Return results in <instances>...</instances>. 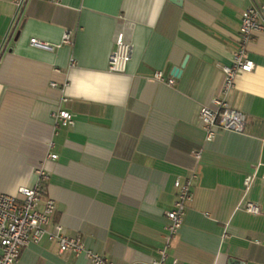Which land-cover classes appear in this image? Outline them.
<instances>
[{"label": "crops", "instance_id": "1", "mask_svg": "<svg viewBox=\"0 0 264 264\" xmlns=\"http://www.w3.org/2000/svg\"><path fill=\"white\" fill-rule=\"evenodd\" d=\"M252 4L264 0H0V195L21 198L43 167L38 209L54 200L50 228L60 223L113 264H152L167 245L174 182L194 176L165 264H264V33L248 46L256 70L223 92ZM65 30L72 45H30L59 44ZM118 31L132 44L122 73L108 70ZM216 97L246 114L244 133L206 141L199 113ZM60 108L73 126L55 125ZM17 264L92 263L43 239Z\"/></svg>", "mask_w": 264, "mask_h": 264}, {"label": "built area", "instance_id": "2", "mask_svg": "<svg viewBox=\"0 0 264 264\" xmlns=\"http://www.w3.org/2000/svg\"><path fill=\"white\" fill-rule=\"evenodd\" d=\"M24 0H16L18 6ZM57 2L58 0H51ZM264 33V6L250 5L242 12L239 48L234 53L230 65L222 68L225 78L223 92L226 94L235 87V79L239 73H250L256 70L255 62L248 56V46L256 40L257 34ZM72 31L65 30L62 41L59 44H50L37 38L30 39V45L46 51H53L64 45H72ZM115 49L108 60V70L114 73L125 72L132 56V44L126 40L125 34L118 31L114 38ZM158 81L169 85L175 84V78H167L161 71L154 74ZM62 101H67L63 98ZM56 126H73V115L65 109H58L52 113ZM199 119L205 132L206 141L215 138L218 131H230L244 133L247 125V116L229 105L223 98H214L210 105H204L200 109ZM200 153H197L199 157ZM49 159L58 158L57 154H49ZM37 182L32 187H21L17 196L0 195V264H17L22 250L30 243H39L43 239L55 242L61 253L71 252L76 256H84L92 264H113L105 255L86 246L81 236H69L65 233L60 223L52 224L55 212V202L48 198L45 200L42 210L39 204L42 194V185L48 179V174L43 167L36 169ZM264 178V174H263ZM194 176L177 177L174 187L177 198L172 210L167 212L168 225L166 227V247L160 251V259L152 264H165L167 259L166 248L179 234L182 228L186 209L192 201V182ZM255 179V175H249L244 179L245 191H249ZM242 207L250 214H260V207L246 201Z\"/></svg>", "mask_w": 264, "mask_h": 264}, {"label": "water", "instance_id": "3", "mask_svg": "<svg viewBox=\"0 0 264 264\" xmlns=\"http://www.w3.org/2000/svg\"><path fill=\"white\" fill-rule=\"evenodd\" d=\"M180 71H181V69H180V68H179V69H178V68H177V69H175V73H176V74H178Z\"/></svg>", "mask_w": 264, "mask_h": 264}]
</instances>
